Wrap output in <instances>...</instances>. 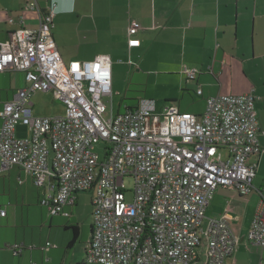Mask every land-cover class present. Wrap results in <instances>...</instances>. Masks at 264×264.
Listing matches in <instances>:
<instances>
[{
    "label": "built area",
    "instance_id": "built-area-1",
    "mask_svg": "<svg viewBox=\"0 0 264 264\" xmlns=\"http://www.w3.org/2000/svg\"><path fill=\"white\" fill-rule=\"evenodd\" d=\"M56 6L50 0L45 11L33 0L28 7L38 12L39 27H22L0 43V73L25 79L0 111L1 172L18 166L31 176L46 190L41 205L52 217H70L66 209L77 195L93 191L85 263L193 264L205 245L206 264H226L239 239L226 220L206 213L219 188L244 197L255 190L258 163L252 158L261 153L255 92L209 97L199 115L176 106L156 114L155 101L143 99L106 118L113 63L98 56L66 64L53 36ZM139 28L132 21L130 35ZM182 73L196 81L201 71L186 66ZM38 93H52L65 114L36 116ZM197 94H203L200 87ZM19 124L32 136L18 138ZM100 142L106 143L103 160L93 151ZM258 192L247 239L264 248V187ZM9 248L16 256L24 251L20 244Z\"/></svg>",
    "mask_w": 264,
    "mask_h": 264
},
{
    "label": "crops",
    "instance_id": "crops-1",
    "mask_svg": "<svg viewBox=\"0 0 264 264\" xmlns=\"http://www.w3.org/2000/svg\"><path fill=\"white\" fill-rule=\"evenodd\" d=\"M32 1L0 0V43L22 27L30 30L39 27L38 12L28 7ZM38 2L45 11L50 5V0ZM55 2L54 37L66 64L108 56L112 63H124L129 80L135 76L162 77L164 87L172 93L168 99L181 111L197 115L204 112L209 97L255 92L261 128V153L252 158V162L258 163L255 190L244 197L234 189L219 188L206 215L226 220L239 239L238 248L226 264H264V248L247 239L260 203L258 191L264 187V0ZM11 19L13 23L9 22ZM132 21L140 25L133 36ZM59 27L63 29L61 39L57 36ZM132 40L139 45L130 46ZM186 66L201 71L196 81H189L182 73ZM24 86L22 73H0V111ZM130 87L129 83L127 89ZM199 87L202 96L197 94ZM45 193L20 167L7 172L0 170V264H51L47 263L49 242L44 245L42 239L38 244L36 237L29 236L25 232L27 227L22 226L28 223L31 208L40 205ZM3 210L5 216H1ZM92 234L93 225L87 245ZM14 244L24 245L18 256L9 248ZM202 248L193 264H206L205 245Z\"/></svg>",
    "mask_w": 264,
    "mask_h": 264
},
{
    "label": "rangeland",
    "instance_id": "rangeland-1",
    "mask_svg": "<svg viewBox=\"0 0 264 264\" xmlns=\"http://www.w3.org/2000/svg\"><path fill=\"white\" fill-rule=\"evenodd\" d=\"M54 33L56 36L55 27L53 29V36ZM62 33L63 29L59 27L57 29V36L60 39ZM62 38L65 37L62 36ZM54 40L56 42L55 37ZM61 45H63V43H61ZM92 49L93 47H90L88 50L91 51ZM95 49H97L96 46ZM113 64V99L110 100L107 98L105 100L108 107L107 115H105L106 118L110 117L111 113L112 115L125 113L127 107L134 108V106L136 107L139 101L143 99L155 101L156 114H162L169 107L177 105L175 102H172L171 99H168L172 93L168 88L164 87L165 82L162 77L156 75H150L149 77L148 75L146 77L135 76L133 80H129L130 76L127 74V70H125L124 63L113 61ZM129 83L131 87L127 89ZM119 86L121 88H119ZM118 91L120 92L118 93ZM33 102L35 104L36 116L52 118L63 116L66 112L64 104L57 100L52 93H38L33 97ZM16 132L18 138H29L32 136L30 129L21 124L17 126ZM105 149L106 143L100 142L95 146L93 151L98 153L100 159L103 160ZM256 181H258V178ZM127 186L129 188L132 187L131 180H127ZM93 197V191L78 194L76 206H71L66 209L67 212L70 213V217L62 215L52 217L48 208L41 206V204L31 208L30 219H28V223H24L22 226L27 227L25 232L29 236L34 235V237H36L35 240H37L38 244H41L40 240L42 242V239L44 245L46 242H49V245L46 247V249L50 250L47 263L84 264L86 262V241L88 240L93 221ZM10 209L14 212L15 208L11 207ZM26 209L27 207H24V210ZM25 218H27V216ZM205 226L206 225H204V227ZM73 227H79L83 234L79 236L72 247H69L74 238ZM29 244L32 243L30 242ZM197 252L202 253L203 248H198Z\"/></svg>",
    "mask_w": 264,
    "mask_h": 264
},
{
    "label": "trees",
    "instance_id": "trees-1",
    "mask_svg": "<svg viewBox=\"0 0 264 264\" xmlns=\"http://www.w3.org/2000/svg\"><path fill=\"white\" fill-rule=\"evenodd\" d=\"M140 101H139V103H140ZM134 108H136V107L134 106ZM134 108L133 107H127L126 108V112L129 111V110H133ZM40 204H41V202H40ZM73 231H74V238H73V241L70 243L69 247H72L75 244V242L78 240L79 236H80L79 227H73Z\"/></svg>",
    "mask_w": 264,
    "mask_h": 264
}]
</instances>
